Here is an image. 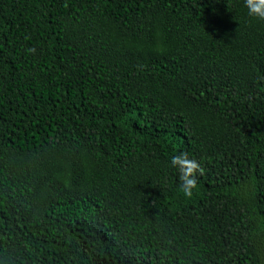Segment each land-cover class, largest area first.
<instances>
[{
  "label": "trees",
  "instance_id": "16d2710c",
  "mask_svg": "<svg viewBox=\"0 0 264 264\" xmlns=\"http://www.w3.org/2000/svg\"><path fill=\"white\" fill-rule=\"evenodd\" d=\"M0 264H264V21L0 0Z\"/></svg>",
  "mask_w": 264,
  "mask_h": 264
},
{
  "label": "clouds",
  "instance_id": "9594fccd",
  "mask_svg": "<svg viewBox=\"0 0 264 264\" xmlns=\"http://www.w3.org/2000/svg\"><path fill=\"white\" fill-rule=\"evenodd\" d=\"M243 5L249 17L264 21V0H243ZM170 165L180 173V189L184 196L190 197L193 189L197 187L193 174L200 168V165L194 159H189L184 153L172 156Z\"/></svg>",
  "mask_w": 264,
  "mask_h": 264
}]
</instances>
